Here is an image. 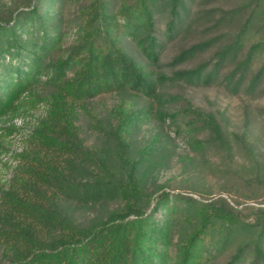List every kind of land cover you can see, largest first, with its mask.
I'll return each instance as SVG.
<instances>
[{
    "label": "trees",
    "instance_id": "1",
    "mask_svg": "<svg viewBox=\"0 0 264 264\" xmlns=\"http://www.w3.org/2000/svg\"><path fill=\"white\" fill-rule=\"evenodd\" d=\"M211 1L85 0L75 41L65 50V0H25L0 19V119L21 116L26 100L42 104L45 113L25 135L26 147L9 156L13 175L0 187L5 264H201L211 250L245 233L252 237L238 242L224 264H244L248 251L250 264H264V164L253 150H243L251 161L246 170H226L229 180L222 191L230 201L217 196L200 202L165 191L152 201L139 167L154 150H138L134 158L128 142L151 108L115 106L112 122L98 132L99 149L83 144L75 123L76 108L87 100L126 91L152 100L167 82L217 83L234 94L264 96V59L254 67L264 54V0L205 7ZM158 19L164 20L162 36ZM200 22L207 35L178 46L166 63L169 74L149 68L158 65L167 41L184 40ZM38 87L49 93L37 94ZM182 111L191 115V123L208 128L213 140L225 143L212 115L187 101ZM6 152L0 145V155ZM104 200L122 206L87 226L60 210L63 202ZM176 212L182 213L177 223Z\"/></svg>",
    "mask_w": 264,
    "mask_h": 264
},
{
    "label": "rangeland",
    "instance_id": "2",
    "mask_svg": "<svg viewBox=\"0 0 264 264\" xmlns=\"http://www.w3.org/2000/svg\"><path fill=\"white\" fill-rule=\"evenodd\" d=\"M24 1L0 0V19L9 18L14 7ZM235 2L236 0H212L205 7L225 9ZM84 4L85 0H65V36L62 42L64 50L75 41L76 28L81 19L79 11ZM202 28L203 22H200L195 31L184 40L177 38L167 41L158 65L149 68L157 73L169 74L167 61L179 45L205 37L207 34ZM163 31L164 20L158 19L159 36H162ZM126 47L130 52L137 53L131 43H126ZM138 56L142 63H148L145 57ZM263 59L264 54L260 59H256L254 67ZM190 65L192 63L175 69ZM35 92L44 96L49 93V89L38 87ZM28 101L20 106L21 116L5 115L0 119V145L8 150L6 154L0 155V187L3 188L7 186L15 167V162L9 156L26 147L23 143L25 135L34 128L36 119L45 115L42 104L34 106ZM185 101L192 109L213 116L224 144L213 140L208 128L199 127L196 122L191 123V115L182 111ZM120 103L133 109L150 107L152 110L149 117L140 121L128 137L134 158L137 157L138 150H148L150 147L154 150L150 158L141 161L142 165L139 167V176L145 191L152 194V201L162 191L191 195L200 202L207 201L205 198L217 196L226 197L230 201V197L222 191L229 180L226 170L231 167L244 171L250 166L251 161L243 150H253L255 158L264 164V96L249 97L242 92L234 94L217 83L192 85L168 82L159 88L158 97L152 100L129 91L121 94L103 93L76 108L75 123L86 147L99 149L102 146L98 132L109 126L112 122V110ZM172 112L176 115L173 118L168 117L167 114ZM8 127L14 128V131L9 133ZM236 137H240L242 142ZM178 205L180 209L184 206L182 203ZM120 206L122 203L115 200H104L90 205L63 202L60 210L73 222L87 226L97 219H103L109 211ZM155 216L162 219L164 214L157 212ZM173 218L177 223L182 218V213L176 212ZM245 234L218 251L211 250L201 264H224L238 242L252 237ZM210 238L211 235L206 238L207 245ZM251 259V251H248L244 264H250ZM7 260L0 249V264H5Z\"/></svg>",
    "mask_w": 264,
    "mask_h": 264
}]
</instances>
